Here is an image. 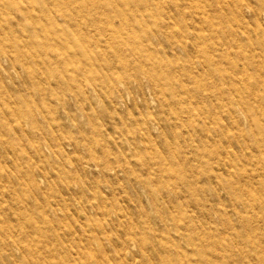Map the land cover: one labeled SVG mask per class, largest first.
<instances>
[{"label": "rangeland", "instance_id": "374dc122", "mask_svg": "<svg viewBox=\"0 0 264 264\" xmlns=\"http://www.w3.org/2000/svg\"><path fill=\"white\" fill-rule=\"evenodd\" d=\"M0 264H264V0H0Z\"/></svg>", "mask_w": 264, "mask_h": 264}, {"label": "bare ground", "instance_id": "6f19581e", "mask_svg": "<svg viewBox=\"0 0 264 264\" xmlns=\"http://www.w3.org/2000/svg\"><path fill=\"white\" fill-rule=\"evenodd\" d=\"M44 30V29H43ZM37 34V33H36ZM47 34H49V30H44V32L42 33V34H39V36L41 37V38H47L48 37V35ZM31 35H32V37H34L35 36V32L33 33H31ZM95 165H98V164H95ZM109 168V167H108Z\"/></svg>", "mask_w": 264, "mask_h": 264}]
</instances>
